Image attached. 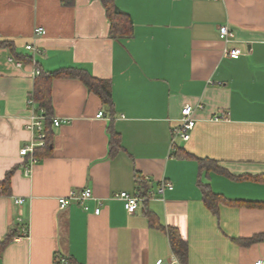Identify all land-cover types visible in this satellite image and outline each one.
I'll use <instances>...</instances> for the list:
<instances>
[{
    "label": "crops",
    "instance_id": "0c3cea01",
    "mask_svg": "<svg viewBox=\"0 0 264 264\" xmlns=\"http://www.w3.org/2000/svg\"><path fill=\"white\" fill-rule=\"evenodd\" d=\"M112 1L131 23L127 35H111L100 0H0V182L11 171L0 193V241L15 231L0 264L263 260L264 0ZM231 47L238 58L224 52ZM18 55L44 72L82 68L110 83L108 105L77 78H52L50 116L69 121L51 124V153L28 175L30 158L19 150L31 141L24 123L35 75ZM185 104L195 124L187 141L172 144ZM198 160L219 170L200 171ZM203 185L220 197L216 212ZM85 189L101 201L99 214L95 200L88 211L75 201L59 207ZM122 191L143 198L134 212L112 197ZM170 230L184 241L182 254Z\"/></svg>",
    "mask_w": 264,
    "mask_h": 264
},
{
    "label": "trees",
    "instance_id": "16d2710c",
    "mask_svg": "<svg viewBox=\"0 0 264 264\" xmlns=\"http://www.w3.org/2000/svg\"><path fill=\"white\" fill-rule=\"evenodd\" d=\"M104 6L106 17L110 22V33L114 36L119 35H127L131 30V23L127 20V15L119 11L114 5L112 0H100ZM19 59L27 60L28 62H32V57L18 55ZM37 66V63H36ZM40 72L35 76L34 82V94L31 97L38 104L39 107H42L45 110L47 115H51V106H50V94L49 87L50 82L53 77H74L79 79L84 83V85L97 94L105 104L110 105L111 97H110V83L108 80H101L98 78H94L87 70L82 68H61L53 72H44L39 68ZM51 121L45 120V143L44 146H39L35 148L33 155L37 160L47 157L51 153V138H52V130H51ZM111 133V142L114 147L117 146V142L119 140L117 134L110 130ZM200 171H210V170H219L215 165H211L207 160H198ZM210 164V165H209ZM11 171L6 173L5 179L0 182V193L5 192L9 188V176ZM202 197L204 203L210 207L214 212L217 211V202L220 197L217 194H214L207 185H203L202 187ZM239 204H241L239 202ZM253 205V204H248ZM15 235V231H10L7 235L0 241V250L10 241V239ZM169 237L171 242V247L176 254H182L184 250V241L179 237L175 230L169 231ZM260 236H255L253 238H249L243 243L249 244L258 239Z\"/></svg>",
    "mask_w": 264,
    "mask_h": 264
},
{
    "label": "built area",
    "instance_id": "2783aa9c",
    "mask_svg": "<svg viewBox=\"0 0 264 264\" xmlns=\"http://www.w3.org/2000/svg\"><path fill=\"white\" fill-rule=\"evenodd\" d=\"M45 33V30L38 26L34 29V34L37 36L43 35ZM231 31L229 30L227 25H222L219 28V36L220 38L225 42L228 43L231 41ZM26 49L29 51H32L33 53L37 51L36 47L34 45H27ZM224 52L230 56L231 58H238L241 54V51L237 47H231V48H225ZM32 64L34 65V75L36 76L40 70L38 66H36V62L34 61V58L32 57ZM27 107L30 110V115L27 121L24 123V128L30 132L31 134V141L28 145L22 147L19 150V154L21 156H29L30 158V166L25 168V173L28 175L30 173L31 166L37 161L34 157L33 153L36 147L43 146L45 143V126L44 122L45 120L51 121L53 126H59L63 123H67L69 120L67 119H58L56 117L47 115L45 113V110L43 108L36 109L35 101L31 97V95L27 99ZM201 107V106H199ZM193 107L189 104H185L181 108V115L178 118V124L173 130V137H172V144L174 143L176 138H179L183 141H187L190 138V132L194 127L195 120L192 117ZM102 112H98L96 114L97 118L103 117ZM225 117L224 114H220L219 116L215 117L214 119H223ZM161 190L164 188L171 189L172 185L165 182H160ZM113 198L118 199L122 202L124 209L132 213L136 209L138 203L143 200L142 197H140L138 194H130L128 192L122 191L118 192L112 195ZM89 200H95L97 203V206L93 209V212L95 214H99L100 212V205L101 201L97 200L92 196V193L90 189H85L79 193L71 192L68 197H61L58 199V204L60 208L65 207L69 202L75 201L79 203L84 210H89V206L87 205V201ZM16 204L23 203L22 198H18L14 200ZM27 235V233L24 231L23 236ZM61 264H68V261L61 257L60 258ZM166 264H179L177 260H172ZM254 264H264L263 260H258Z\"/></svg>",
    "mask_w": 264,
    "mask_h": 264
},
{
    "label": "bare ground",
    "instance_id": "6f19581e",
    "mask_svg": "<svg viewBox=\"0 0 264 264\" xmlns=\"http://www.w3.org/2000/svg\"><path fill=\"white\" fill-rule=\"evenodd\" d=\"M101 112V111H100ZM103 113V112H102Z\"/></svg>",
    "mask_w": 264,
    "mask_h": 264
}]
</instances>
